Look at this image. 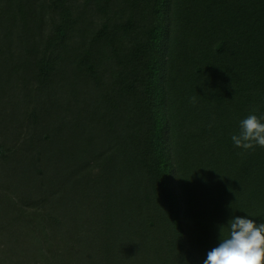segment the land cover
<instances>
[{
  "label": "trees",
  "instance_id": "1",
  "mask_svg": "<svg viewBox=\"0 0 264 264\" xmlns=\"http://www.w3.org/2000/svg\"><path fill=\"white\" fill-rule=\"evenodd\" d=\"M250 114L264 0H0V264H204L264 222Z\"/></svg>",
  "mask_w": 264,
  "mask_h": 264
},
{
  "label": "clouds",
  "instance_id": "2",
  "mask_svg": "<svg viewBox=\"0 0 264 264\" xmlns=\"http://www.w3.org/2000/svg\"><path fill=\"white\" fill-rule=\"evenodd\" d=\"M191 99L195 103V98ZM231 139L245 150L264 148V116L248 115L240 122L239 134ZM219 231L220 243L208 252L204 264H264V222L234 216Z\"/></svg>",
  "mask_w": 264,
  "mask_h": 264
},
{
  "label": "rangeland",
  "instance_id": "3",
  "mask_svg": "<svg viewBox=\"0 0 264 264\" xmlns=\"http://www.w3.org/2000/svg\"><path fill=\"white\" fill-rule=\"evenodd\" d=\"M54 145H55L56 148H58V152H59V150H61V148H63V146L65 145V143H62V141L59 138H57L56 144H54Z\"/></svg>",
  "mask_w": 264,
  "mask_h": 264
}]
</instances>
